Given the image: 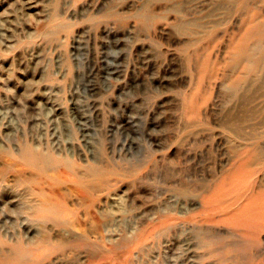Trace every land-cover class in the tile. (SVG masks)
Here are the masks:
<instances>
[{"label": "rangeland", "instance_id": "1", "mask_svg": "<svg viewBox=\"0 0 264 264\" xmlns=\"http://www.w3.org/2000/svg\"><path fill=\"white\" fill-rule=\"evenodd\" d=\"M258 43L264 0H0V264H264Z\"/></svg>", "mask_w": 264, "mask_h": 264}, {"label": "bare ground", "instance_id": "2", "mask_svg": "<svg viewBox=\"0 0 264 264\" xmlns=\"http://www.w3.org/2000/svg\"><path fill=\"white\" fill-rule=\"evenodd\" d=\"M36 1V0H35ZM151 1V0H150ZM180 1V0H179ZM181 1H183V0H181ZM192 0H190V2H191ZM31 2V1H30ZM90 2V1H89ZM92 2V1H91ZM90 2V3H91ZM109 2V1H108ZM175 2V1H174ZM187 1H185V3H186ZM27 3V2H26ZM25 3V4H26ZM93 3V2H92ZM176 3V2H175ZM184 3V2H183ZM29 4V3H28ZM152 4V3H151ZM177 4V3H176ZM189 4V3H188ZM222 4V3H221ZM27 5V4H26ZM33 5V4H32ZM38 5V4H37ZM36 5V6H37ZM91 5V4H90ZM184 5V4H183ZM186 5V4H185ZM217 5V4H216ZM174 6V5H173ZM191 6V5H190ZM139 7V6H138ZM183 7V6H182ZM187 7V6H186ZM185 8V7H184ZM20 9V8H19ZM131 9V8H130ZM28 10V9H27ZM85 10V9H84ZM83 10V11H84ZM128 10V9H127ZM180 10H182V9H180ZM183 11V10H182ZM187 12V10L184 12V13H186ZM188 12H189V10H188ZM206 14V13H205ZM196 19V18H195ZM202 19V18H201ZM192 20V19H191ZM194 20V19H193ZM192 20V21H193ZM211 21V20H210ZM194 22V21H193ZM184 23H185V21H184ZM197 23V22H196ZM187 24V23H186ZM192 24V23H191ZM194 24H195V22H194ZM193 24V25H194ZM196 25V24H195ZM140 26V25H139ZM141 27V26H140ZM112 33V32H111ZM123 36V35H122ZM77 43V42H76ZM83 48V47H82ZM264 44L263 43H258V44H256L254 47H253V52L254 53H256V54H262V53H264ZM254 53H252V54H250L249 55V57H248V59H250V60H253L254 59ZM170 58V57H169ZM263 58H264V56H263ZM250 60H248V61H250ZM251 62V61H250ZM102 64V63H101ZM172 64V63H171ZM174 64V63H173ZM102 65H104V64H102ZM165 66V65H164ZM104 69V68H103ZM170 70H172V68L170 67V66H166L164 69H163V71L165 72V73H167V72H170ZM106 72V71H105ZM116 73V72H115ZM98 74V73H97ZM165 76V75H164ZM102 77V76H101ZM172 79V78H171ZM94 80V79H93ZM166 80V79H165ZM176 81V80H175ZM95 87H97V86H95ZM97 89V88H96ZM77 94V93H76ZM83 97V96H82ZM102 97V96H101ZM166 98V97H165ZM94 100H96V98L94 99ZM92 102H95V101H92ZM91 102V103H92ZM90 103V104H91ZM94 104V103H93ZM74 105V104H73ZM95 106V105H94ZM55 107V106H54ZM75 107V106H74ZM93 108V107H92ZM96 108V107H95ZM98 108V107H97ZM94 109V108H93ZM99 109V108H98ZM98 109H97V113H99L98 112ZM60 110V109H59ZM96 110V109H95ZM76 113V112H75ZM154 113V112H153ZM100 114V113H99ZM160 114V113H159ZM159 114H157V115H159ZM82 120V119H81ZM83 121V120H82ZM86 121V120H85ZM90 121V120H89ZM155 121V120H154ZM153 122V121H152ZM157 122V121H156ZM82 123V122H81ZM80 123V124H81ZM83 123H85V122H83ZM89 123V122H88ZM76 124V123H75ZM117 126V125H116ZM87 127V126H86ZM154 127H156V126H154ZM82 130V129H81ZM5 131V130H4ZM93 131V130H92ZM91 132V131H90ZM88 134V133H87ZM91 134V133H90ZM91 136V135H90ZM83 140V139H82ZM157 141V140H156ZM153 142V141H152ZM157 143V142H156ZM103 147V146H102ZM159 147V146H158ZM75 148V147H74ZM35 156V158H37L38 160L37 161H42V163H46V161H49V159L46 157V156H42V155H38V154H36L35 152L33 153V151H32V148H27V150H26V152H25V154L24 153H21V155L18 157V159L19 160H22V161H26V160H28L29 159V157H34ZM27 157V158H26ZM81 157V156H80ZM101 159V158H100ZM17 160V159H16ZM47 164V163H46ZM48 167H47V169L49 170L50 169V166H49V162H48ZM61 167V166H60ZM58 171L61 173V174H63V176H65V178L64 177H62V178H64L65 180H68L69 182H71L70 183V188L72 189V190H75L81 197H88L89 199H90V202H93V200L90 198V195H89V193L87 192V190L85 189V188H83L79 183H76V180L74 179V178H72L71 177V172L70 171H68V170H66V169H63V168H59L58 169ZM58 171H56V172H58ZM48 179H50V178H47V180ZM59 183L60 182H56V181H52V180H48V186H52V187H54V190L52 191V193H57L58 194V197H54L53 199L51 198V197H48L49 198V201H46L45 202V207L46 208H48V207H55V208H62L63 207V202H61V204H60V201H61V199H60V196L62 195V192H61V190H60V186H59ZM43 187V186H42ZM55 187H57V188H55ZM50 193V192H49ZM51 194V193H50ZM59 201V204H57L55 201ZM52 203H56V205H54V204H52ZM49 204V205H48ZM41 217H43V215L41 216Z\"/></svg>", "mask_w": 264, "mask_h": 264}]
</instances>
